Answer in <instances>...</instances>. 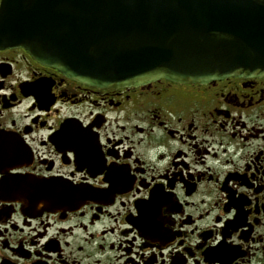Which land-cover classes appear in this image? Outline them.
I'll list each match as a JSON object with an SVG mask.
<instances>
[{
  "label": "flooded vegetation",
  "instance_id": "obj_1",
  "mask_svg": "<svg viewBox=\"0 0 264 264\" xmlns=\"http://www.w3.org/2000/svg\"><path fill=\"white\" fill-rule=\"evenodd\" d=\"M0 264H264V75L98 88L0 45Z\"/></svg>",
  "mask_w": 264,
  "mask_h": 264
},
{
  "label": "water",
  "instance_id": "obj_2",
  "mask_svg": "<svg viewBox=\"0 0 264 264\" xmlns=\"http://www.w3.org/2000/svg\"><path fill=\"white\" fill-rule=\"evenodd\" d=\"M0 45L98 88L261 76L264 0H0ZM30 183V212L83 198Z\"/></svg>",
  "mask_w": 264,
  "mask_h": 264
}]
</instances>
